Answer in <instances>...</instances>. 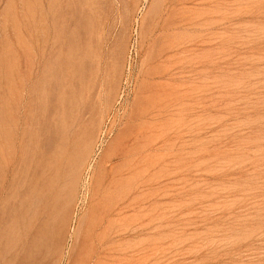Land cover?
Returning a JSON list of instances; mask_svg holds the SVG:
<instances>
[{"label": "rangeland", "instance_id": "obj_1", "mask_svg": "<svg viewBox=\"0 0 264 264\" xmlns=\"http://www.w3.org/2000/svg\"><path fill=\"white\" fill-rule=\"evenodd\" d=\"M0 264H264V0H0Z\"/></svg>", "mask_w": 264, "mask_h": 264}, {"label": "bare ground", "instance_id": "obj_2", "mask_svg": "<svg viewBox=\"0 0 264 264\" xmlns=\"http://www.w3.org/2000/svg\"><path fill=\"white\" fill-rule=\"evenodd\" d=\"M137 117V116H136ZM90 126V125H89ZM83 129V128H82ZM60 133V132H59ZM48 137V136H47ZM49 138V137H48ZM47 138V139H48ZM51 138V137H50ZM50 138L48 139V140H50ZM47 141V140H46ZM47 144V143H46ZM48 146V145H47ZM46 148V147H45ZM49 149V148H48ZM101 165V164H100ZM91 167V165H89V168ZM102 167V166H101ZM75 169V168H74ZM104 169V168H103ZM76 170V169H75ZM105 170V169H104ZM70 172V171H69ZM117 172V171H116ZM86 173V172H85ZM113 174H115V173H113ZM102 175V174H101ZM103 176V175H102ZM101 176V177H102ZM85 178H87V176L85 177ZM101 179V178H100ZM114 180V179H113ZM83 182V181H82ZM99 182V181H98ZM112 182V181H111ZM106 183V182H105ZM104 183V184H105ZM109 186V185H108ZM122 186V185H121ZM93 187V186H92ZM103 187V186H102ZM121 189H123V188H121ZM101 190V189H100ZM113 190V189H112ZM103 191H104V189H103ZM109 191V190H108ZM121 193H122V191L121 190H119ZM97 192V191H96ZM110 192V191H109ZM108 192V193H109ZM114 192V191H113ZM117 192V191H116ZM116 192H115V194H116ZM108 195H110V194H108ZM96 196V195H95ZM93 197H94V194L93 193H91V195H90V202H92L93 201ZM109 197V196H108ZM111 197H112V195H111ZM120 197V196H119ZM96 198V197H95ZM110 198V197H109ZM117 198V197H116ZM115 198V200L117 201V199ZM112 199H114V198H112ZM125 199V198H124ZM110 200V199H109ZM106 201H107V199H106ZM112 201V200H111ZM131 201V200H130ZM108 203V202H107ZM106 204V203H105ZM109 204V203H108ZM112 204H110V206H111ZM106 207H109V205H107ZM105 207V208H106ZM123 207H124V205H123ZM109 209V208H108ZM118 209V207H113V208H111L110 209V212L109 213H112V212H114V211H116ZM131 209H133V208H131ZM107 210V209H106ZM129 210H130V208H129ZM133 211V210H132ZM117 213V212H116ZM103 214H104V211H103ZM20 215V214H19ZM65 217V216H64ZM103 217V216H102ZM104 218V217H103ZM102 218V219H103ZM107 218V217H106ZM130 218H131V216H130ZM51 219V218H50ZM98 220V219H97ZM105 220V219H104ZM79 221V220H78ZM81 222V221H80ZM112 222V221H111ZM52 223V222H51ZM99 223V222H98ZM100 224V223H99ZM61 225V224H60ZM103 225V224H102ZM109 225H110V223H109ZM119 225V224H118ZM63 226V225H62ZM84 226V225H83ZM114 226V225H113ZM116 226V225H115ZM109 227V226H108ZM119 227V226H118ZM96 228H98V227H96ZM107 229H109V228H107ZM130 229V228H129ZM77 232L76 233H78L79 232V230H80V224H78V226H77ZM82 231V230H81ZM74 233V232H73ZM105 233V232H104ZM106 233H108V231L106 232ZM134 233V232H133ZM92 234V233H91ZM110 234V233H109ZM108 234V235H109ZM75 235V234H74ZM81 235V234H80ZM86 235H87V233H86ZM107 234H106V236H108ZM119 234H117V236H118ZM70 236V235H69ZM105 237V236H104ZM71 238V237H70ZM74 238V237H73ZM108 238V237H107ZM107 238H106V240H107ZM105 239V238H104ZM109 239V238H108ZM111 239H112V237H111ZM73 240V239H72ZM88 240H89V238H88ZM75 244V243H74ZM94 244V243H93ZM93 244H92V246H93ZM97 244V243H96ZM73 245V244H72ZM71 245V246H72ZM100 245V244H99ZM94 247V246H93ZM71 248V247H70ZM98 248V247H97ZM106 248V247H105ZM72 249V248H71ZM94 249V248H93ZM101 250L103 249V247L102 248H100ZM98 250V249H97ZM119 250V249H118ZM92 251V250H91ZM96 252V251H95ZM132 252H133V250H132ZM97 253V252H96ZM99 253V252H98ZM90 254H92V253H90ZM98 257V256H97ZM100 257V256H99ZM106 258H107V256H106ZM90 259V258H89ZM95 259V258H94ZM29 262H30V260H29ZM26 263H28V262H26Z\"/></svg>", "mask_w": 264, "mask_h": 264}]
</instances>
